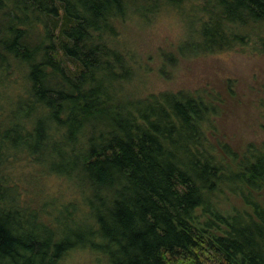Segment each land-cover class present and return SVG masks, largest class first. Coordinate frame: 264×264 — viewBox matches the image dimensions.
I'll list each match as a JSON object with an SVG mask.
<instances>
[{"label": "trees", "instance_id": "16d2710c", "mask_svg": "<svg viewBox=\"0 0 264 264\" xmlns=\"http://www.w3.org/2000/svg\"><path fill=\"white\" fill-rule=\"evenodd\" d=\"M170 8L198 12L191 51L264 53V0H0V264L77 246L109 264H264V139L235 156L208 140L203 98L120 97L132 62L115 23ZM22 163L37 167L25 191ZM49 175L78 196L40 201ZM228 191L240 207L224 211Z\"/></svg>", "mask_w": 264, "mask_h": 264}, {"label": "rangeland", "instance_id": "374dc122", "mask_svg": "<svg viewBox=\"0 0 264 264\" xmlns=\"http://www.w3.org/2000/svg\"><path fill=\"white\" fill-rule=\"evenodd\" d=\"M197 13V10L194 13L176 8L161 9L155 14L148 13L151 15L146 18L131 16L115 23L118 33L110 43L124 51L132 62L131 77L120 85V97L145 98L161 91H184L201 97L206 103L203 115L208 140L217 150L234 152L235 156L241 157L264 139L260 108V100L264 99V53H260L257 42L247 44L245 48L212 53L191 51L188 40L194 39L190 30L199 24ZM252 30L254 40L258 39L257 35L264 36V25H255ZM103 78L111 86L110 73ZM8 86L10 91L14 87L11 83ZM36 169L27 163L13 168L12 178L18 181L21 190L25 191L28 181L33 183L32 175ZM35 184L40 201L58 196L66 202L78 196L74 184L56 175L46 176L42 183ZM261 196L264 201V191ZM22 198L31 199V194L24 193ZM222 198L227 201L221 203L224 211L233 209L236 204L240 207L238 198L229 191ZM31 203H35L33 199ZM31 224L34 222L26 220L27 228ZM26 262L27 259L21 261ZM53 264L109 262L101 251L77 246Z\"/></svg>", "mask_w": 264, "mask_h": 264}]
</instances>
